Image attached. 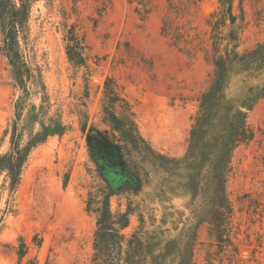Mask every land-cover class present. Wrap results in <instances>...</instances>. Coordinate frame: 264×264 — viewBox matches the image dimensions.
<instances>
[{"label":"rangeland","instance_id":"374dc122","mask_svg":"<svg viewBox=\"0 0 264 264\" xmlns=\"http://www.w3.org/2000/svg\"><path fill=\"white\" fill-rule=\"evenodd\" d=\"M243 7V23L238 1L227 18L239 27L241 51L264 40V0H244ZM219 9L218 0H41L34 6L31 47L53 109L71 129L31 153L10 203L0 176V264H92L96 215L87 210L89 193L106 186L115 187L113 211L135 209L125 232L139 226L140 212L145 215L147 264H230L227 254L223 260L216 254L213 211L209 198L201 196L203 174L234 109L247 110V86L232 63L212 108L199 121L201 97L215 72L208 18ZM164 18L179 28L178 44L163 33ZM72 31L82 42L85 65L67 54ZM108 77L158 153L146 157L150 181L139 195L119 164L100 168L81 129L84 115L89 124L105 127ZM19 95L0 52V154L10 144L7 130ZM33 101L40 103L38 96ZM247 123L254 136L234 150L226 192L234 207L240 264H264V98L248 111Z\"/></svg>","mask_w":264,"mask_h":264},{"label":"trees","instance_id":"16d2710c","mask_svg":"<svg viewBox=\"0 0 264 264\" xmlns=\"http://www.w3.org/2000/svg\"><path fill=\"white\" fill-rule=\"evenodd\" d=\"M41 0H0V52L10 66L11 75L19 88L20 95L14 101L13 118L10 124V144L0 154V176L9 192L8 202L18 189L31 153L50 137L62 136L71 129L61 113L53 109L49 90L36 53L31 47L30 20L34 6ZM50 2L51 0H46ZM189 3L194 0H188ZM236 1L244 22V0H218L220 9L210 14L211 26L210 60L215 66L212 83L201 97V116L212 107L213 101L221 92L228 64L236 65V74L247 86L244 105L247 110L236 107L229 125L225 128L221 146L202 178L201 196L209 198L213 211L211 235L217 245L216 254L220 260L227 254L230 264H240V246L236 242L234 230V207L226 192V183L232 168L234 150L240 144L250 141L254 130L247 123L248 111L254 103L264 98V40L254 46L239 50L241 36L236 21L227 23ZM171 10L177 11L175 2ZM178 12V11H177ZM183 10L180 11V14ZM238 18L237 15L233 16ZM164 18L162 31L179 43V28L172 27ZM229 29V31H224ZM67 54L77 65H85L82 42L73 31L67 35ZM228 40L227 52H222V44ZM231 46V48L229 47ZM38 96L40 103L33 101ZM81 120V129L87 135L91 156L99 162L104 171L106 166L120 165L121 170L133 178L134 195L142 192L143 185L150 181L147 170V156H158L152 145L140 133L131 104L115 89L111 77L105 80V101L100 127ZM107 182V179H103ZM115 187L106 186L98 192L90 191L87 210L96 215V228L93 241L92 264H147L143 231L146 218L139 213V226L130 232L125 229L131 223L132 205L127 210L113 211L110 197ZM25 246V243H23ZM181 264H185L181 262Z\"/></svg>","mask_w":264,"mask_h":264}]
</instances>
